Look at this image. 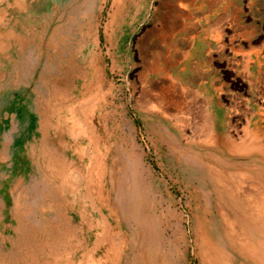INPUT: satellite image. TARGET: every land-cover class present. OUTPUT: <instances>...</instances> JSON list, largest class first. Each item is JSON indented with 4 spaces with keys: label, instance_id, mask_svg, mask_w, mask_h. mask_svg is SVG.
<instances>
[{
    "label": "rangeland",
    "instance_id": "374dc122",
    "mask_svg": "<svg viewBox=\"0 0 264 264\" xmlns=\"http://www.w3.org/2000/svg\"><path fill=\"white\" fill-rule=\"evenodd\" d=\"M1 1L0 264H259L237 232L264 244L247 222L260 162L233 150L264 136V0ZM190 10L222 25L199 47L230 56L225 110L157 71L155 35Z\"/></svg>",
    "mask_w": 264,
    "mask_h": 264
},
{
    "label": "crops",
    "instance_id": "0c3cea01",
    "mask_svg": "<svg viewBox=\"0 0 264 264\" xmlns=\"http://www.w3.org/2000/svg\"><path fill=\"white\" fill-rule=\"evenodd\" d=\"M177 1L182 0H173L172 4ZM162 26L163 27L160 30L158 37L155 35V39L158 40L160 47H157L156 45L154 46L158 48V53H156L155 56L164 58V66L159 65V67H157V71L166 73L167 79H175L177 84H180L181 89L185 92L184 95H189L192 97V99L195 95L204 94L203 92L199 91L201 88L210 86L213 90V96L216 99V104H218V107L213 110H225V105L223 102H220V98L225 96V87H227L228 83L225 81L224 74H221L220 72H224L225 64L228 65L230 63V56L228 54L225 55V51L223 47H221L223 44L221 46L215 44L214 47H199V42L208 43L211 42V39L215 41L217 39L222 40V25H200L198 23L197 15L193 14L192 10H190L181 25H174L170 27L166 25ZM211 32L212 34H210ZM161 44L163 46H161ZM245 56L242 57V59L247 62L249 57ZM215 62L218 65L222 64V66L215 67ZM174 70L177 72L180 71V79L172 76V74H168ZM198 73H202V76L199 77ZM73 112L74 109L71 110V114L69 113L70 116H68V119L70 117H77L79 121H68L72 123V126L80 127L82 129L83 126L81 123L82 121L86 122V120H83L77 114L73 115ZM259 131L260 130H256L253 133L250 131L246 132L250 141L252 135H257L256 141H253V145L255 147L254 149H248V145H250V143H248V141H243L244 145L233 150V152L240 153L245 157H257L258 161L260 162L253 164V176L255 175L259 179V184L262 188L260 191V200L250 205V209L247 212V222L253 230L264 233V215L260 216L259 214H256V211L259 207H264V136ZM211 132L212 130L209 131L210 135ZM219 180L226 186V188L229 189V199L231 201H235L237 199L236 193L234 194L233 190L228 187L227 181L225 179H221V177H219ZM98 185H101L100 189H103L102 183ZM101 194L103 195L102 192ZM230 218L231 216L226 214V219L229 222L231 221ZM235 223L236 222L231 221L230 225L234 231H237L235 229ZM100 224L103 227V232L98 238V243L105 242V240L108 241L110 239V252L115 254L114 252L117 251V248H114L116 246V237L104 218H101ZM241 233L247 234V232L243 229ZM241 233L239 232V234ZM252 243L256 244L254 241H252ZM239 247L243 252L246 253V247H242L240 243ZM262 247H264V244ZM210 253H212V249L208 248V256ZM211 257L212 256H209L210 259Z\"/></svg>",
    "mask_w": 264,
    "mask_h": 264
},
{
    "label": "bare ground",
    "instance_id": "6f19581e",
    "mask_svg": "<svg viewBox=\"0 0 264 264\" xmlns=\"http://www.w3.org/2000/svg\"><path fill=\"white\" fill-rule=\"evenodd\" d=\"M8 2V3H5V2ZM11 1H14V0H2L1 1V3H3V4H7V6H11ZM18 3L19 2H15V4L17 5V6H19L18 5ZM89 3V2H88ZM88 5V4H87ZM89 8V7H88ZM102 24V23H101ZM6 24L5 23H2L1 22V19H0V27H4ZM5 38V37H4ZM4 47H5V45H4ZM1 53V52H0ZM2 55V54H1ZM74 109V107H72V106H70L69 105V107H68V109H67V112L68 113H70L71 112V110H73ZM71 114V113H70ZM74 114H76L75 113V111L73 112V115ZM69 115V114H68ZM70 116V115H69ZM68 120H70V121H79L78 120V118L77 117H74V118H72V117H70ZM69 122V121H68ZM70 123V122H69ZM68 123V124H69ZM81 125L82 126H87L88 127V125L86 124V122H84V121H82V123H81ZM89 129L91 130L90 131V134H91V137H90V140H92L91 138L93 137L92 135H93V129L89 126ZM69 132V131H68ZM70 132H71V130H70ZM70 135H71V133H70ZM87 135V134H86ZM256 137H257V135L255 134V135H252V137H251V142H250V145H248V149H254L255 147H254V145H253V141H256ZM86 139V138H85ZM79 142V141H78ZM247 149V150H248ZM84 150H86V149H84ZM99 174H100V171H99ZM239 184V183H238ZM237 184V185H238ZM262 185V184H261ZM238 188V187H237ZM240 188V187H239ZM66 191V190H65ZM81 193V192H80ZM95 200V199H94ZM89 204V203H88ZM256 214H259L260 216L262 215H264V207H259L258 209H257V211H256ZM229 219V218H228ZM230 223H231V221H230ZM238 235H240L239 236V243L241 244V246L242 247H246V253L252 258V259H254V260H256V262H258L259 264H264V247H260V245H257V244H254V243H252V240L250 239V237L248 236V234H244V233H241V234H238ZM105 238V237H104ZM110 240V239H109ZM106 241V240H105ZM213 257V256H212ZM212 257H211V259H212ZM213 261H215L214 263L216 264V262H218V258H216V257H213V259H212Z\"/></svg>",
    "mask_w": 264,
    "mask_h": 264
}]
</instances>
